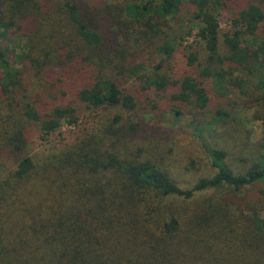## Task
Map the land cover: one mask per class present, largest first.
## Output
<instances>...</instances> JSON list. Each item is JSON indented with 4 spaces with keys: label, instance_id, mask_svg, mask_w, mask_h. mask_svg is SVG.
I'll return each mask as SVG.
<instances>
[{
    "label": "trees",
    "instance_id": "obj_1",
    "mask_svg": "<svg viewBox=\"0 0 264 264\" xmlns=\"http://www.w3.org/2000/svg\"><path fill=\"white\" fill-rule=\"evenodd\" d=\"M130 3L145 15L0 0V264H264V159L208 139L231 123L217 87L238 64L264 94V0ZM171 22L196 40L175 44ZM252 105L264 124V96ZM94 112L106 121L61 138ZM160 113L193 116L212 176L179 186L144 122Z\"/></svg>",
    "mask_w": 264,
    "mask_h": 264
},
{
    "label": "rangeland",
    "instance_id": "obj_2",
    "mask_svg": "<svg viewBox=\"0 0 264 264\" xmlns=\"http://www.w3.org/2000/svg\"><path fill=\"white\" fill-rule=\"evenodd\" d=\"M131 0H107L110 4H120L126 6L131 11L133 17H143L144 11L141 9H133ZM220 27L223 32L231 29V23L227 13L219 16ZM173 30L171 35L176 37V43L184 42L190 44L196 40L195 32L188 34L189 30L183 25L178 28L174 22H171ZM176 29V30H175ZM175 30V32H173ZM180 38H183L182 40ZM242 63L237 67H241L234 72L231 83L223 89L218 85V89L222 94L218 97L216 105L225 106V110L230 113L229 121L231 122L227 128L220 129L222 133L214 136L213 139L208 138L212 144L218 143L226 150H229L234 160V164H238L240 158H248L251 160L264 159V148L261 147L264 142V124L255 118L256 105H252V99L264 96L263 92L258 88L259 80L246 72L242 67ZM144 119V118H143ZM106 121V115L102 112H94L88 115V120L82 122L79 127H73L64 123L62 126V136L66 141L71 142L77 135L79 128L98 127ZM144 122L149 124L153 141L162 150L164 164L169 169L175 181L184 189L191 188L195 182L202 177H210L215 172L211 168V161L208 152L203 147L200 139L195 136L193 116L190 114L182 118H177L173 114H157L156 117L146 116ZM85 125V126H84ZM220 125V124H219ZM216 120H213L210 128L220 127ZM228 134V136H227ZM206 137L210 135L206 134ZM222 135V136H221ZM52 142L47 144L37 143L34 147V154H45L48 149L56 146L58 137H52ZM54 141V142H53ZM52 147V148H53ZM251 157V158H250ZM241 163V162H239ZM221 190H211L204 194L197 195L193 203L197 201L201 204L219 197ZM233 193V190L232 192ZM198 205V204H197ZM264 219V215H262Z\"/></svg>",
    "mask_w": 264,
    "mask_h": 264
}]
</instances>
